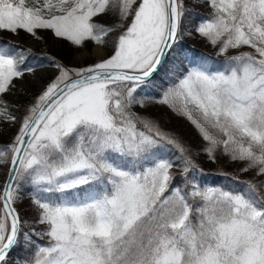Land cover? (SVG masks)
I'll return each mask as SVG.
<instances>
[{"label": "snow or ice", "instance_id": "6c2138e0", "mask_svg": "<svg viewBox=\"0 0 264 264\" xmlns=\"http://www.w3.org/2000/svg\"><path fill=\"white\" fill-rule=\"evenodd\" d=\"M194 6L0 0V264H264V0ZM41 33L72 63L36 55ZM193 34L215 57L176 53ZM200 155L235 174L209 185Z\"/></svg>", "mask_w": 264, "mask_h": 264}, {"label": "rangeland", "instance_id": "374dc122", "mask_svg": "<svg viewBox=\"0 0 264 264\" xmlns=\"http://www.w3.org/2000/svg\"><path fill=\"white\" fill-rule=\"evenodd\" d=\"M196 0H188V4L190 9L193 11V13H205L206 9L203 10L201 7H195ZM41 35L44 36L45 42H38L34 45L33 51L39 55H54L58 58H61L64 60L65 63H72V51L69 49L67 45H64L61 47L60 45L56 44L52 38L50 33H41ZM4 37L10 36L9 33H4ZM183 40H186L190 42L192 45H196L197 47L203 48V51L209 52L212 56H215V50L207 44L204 40H202L198 35L193 34V36H185ZM31 41V38L26 36L24 33H21L19 37V43L21 44H28ZM182 55V54H180ZM90 62V61H86ZM77 66H79L77 64ZM37 75L43 80V83L46 82L48 77L51 75L50 72L45 73H37ZM25 91L29 94L28 96L21 95L20 100L23 102H26L27 99H30L31 94L38 93L41 87V84L32 78H26L24 85L22 86ZM148 112L154 116L160 119L162 126L165 129H171L174 130L176 133H178L180 136L184 138L188 143L192 144L194 147L197 145V136L195 134V131L191 128V126L184 120L176 117L173 115L167 108L155 105L148 108ZM16 129L12 128L8 130L2 137V140L0 142H7L15 133ZM197 160L200 164V166L204 169L206 173H208L207 176H209V173L219 174L222 171L228 172L231 174H235L236 172V166L232 163L226 162L225 159H221L219 163H213L206 159L204 155H200L197 157ZM3 174L5 176V169L3 170ZM3 178L5 179V177ZM2 178V175H1ZM0 178V185H3L4 179ZM240 178L247 179V175H241ZM21 214L25 218H30L33 213L31 209L28 207V201L25 200L22 204L19 205Z\"/></svg>", "mask_w": 264, "mask_h": 264}, {"label": "trees", "instance_id": "16d2710c", "mask_svg": "<svg viewBox=\"0 0 264 264\" xmlns=\"http://www.w3.org/2000/svg\"><path fill=\"white\" fill-rule=\"evenodd\" d=\"M35 53V52H34ZM36 54V53H35ZM193 54H195V55H201V54H203V55H206V56H210V57H215V56H212L209 52H205V51H203V50H201V49H197V48H195V50L193 51L192 50V52L191 51H186V52H184V55H188V56H192ZM170 66V65H169ZM161 75H163V73H161ZM24 102V101H23ZM189 144H190V142H189ZM222 173H225L224 171H222L221 173H219V174H214L213 173V171H212V173H209V176H206L205 177V180H206V182L209 184V185H221V184H226L228 181H226L225 180V178H224V176L222 175ZM226 173H228V172H226ZM2 175V178H3V176H4V174L2 173L1 174ZM6 176V175H5ZM4 176V177H5ZM1 178V179H2ZM4 179V178H3ZM5 180V179H4ZM23 255V253H20L19 251L17 252V253H14V255L16 256V255Z\"/></svg>", "mask_w": 264, "mask_h": 264}, {"label": "bare ground", "instance_id": "6f19581e", "mask_svg": "<svg viewBox=\"0 0 264 264\" xmlns=\"http://www.w3.org/2000/svg\"><path fill=\"white\" fill-rule=\"evenodd\" d=\"M203 10H204V8H203ZM195 14H201V13L195 12ZM195 48L201 49V50L203 49L201 47H197L196 45L195 46L192 45L190 42H188L186 40H182L180 46L176 49V53L184 55V52H186V51L192 52V50L194 51ZM36 55L41 56L37 53H36ZM174 55H176V54H173V56ZM173 56H170L169 60L173 59ZM34 80H37L40 84H43V80H41V78L38 75H36ZM3 170H4V168L0 167V178H1V174L3 173ZM13 257H15L14 253H13Z\"/></svg>", "mask_w": 264, "mask_h": 264}]
</instances>
